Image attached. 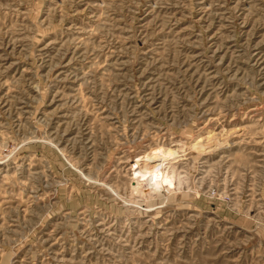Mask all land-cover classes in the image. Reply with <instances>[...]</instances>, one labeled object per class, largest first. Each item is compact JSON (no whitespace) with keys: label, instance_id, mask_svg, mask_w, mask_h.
Returning a JSON list of instances; mask_svg holds the SVG:
<instances>
[{"label":"rangeland","instance_id":"1","mask_svg":"<svg viewBox=\"0 0 264 264\" xmlns=\"http://www.w3.org/2000/svg\"><path fill=\"white\" fill-rule=\"evenodd\" d=\"M0 264H264V0H0Z\"/></svg>","mask_w":264,"mask_h":264}]
</instances>
